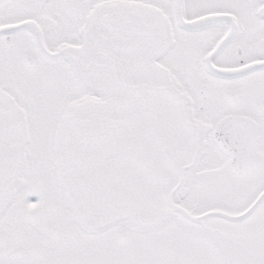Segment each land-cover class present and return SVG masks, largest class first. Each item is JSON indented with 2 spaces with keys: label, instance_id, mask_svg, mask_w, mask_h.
Segmentation results:
<instances>
[{
  "label": "snow or ice",
  "instance_id": "snow-or-ice-1",
  "mask_svg": "<svg viewBox=\"0 0 264 264\" xmlns=\"http://www.w3.org/2000/svg\"><path fill=\"white\" fill-rule=\"evenodd\" d=\"M0 264H264V0H0Z\"/></svg>",
  "mask_w": 264,
  "mask_h": 264
}]
</instances>
